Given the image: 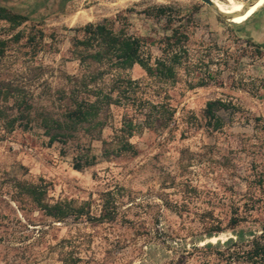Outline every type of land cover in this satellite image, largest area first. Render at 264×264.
<instances>
[{
	"label": "rangeland",
	"instance_id": "rangeland-1",
	"mask_svg": "<svg viewBox=\"0 0 264 264\" xmlns=\"http://www.w3.org/2000/svg\"><path fill=\"white\" fill-rule=\"evenodd\" d=\"M161 6L172 8L169 17L151 15ZM0 8L23 18L0 19V110L16 118L0 137V264H61L59 252L89 264H199L192 245L232 237L231 218H242L235 232L259 230L264 25L248 36L240 27L245 21L230 24L200 0H0ZM250 17L264 22V7ZM104 20L142 38L150 64L171 29L188 37L176 81L152 84L166 94L173 118L165 129L134 133V153L116 152L130 109L104 106L93 123L65 124L71 78L103 70L80 66L72 38L77 28ZM112 74L148 83L138 65ZM109 84L110 75L89 83L90 99ZM212 101L221 105L209 123L204 110ZM54 134L59 138L50 141ZM17 182L41 185L49 203L83 207L88 216L43 217L15 195ZM105 203L115 209L112 221L97 219Z\"/></svg>",
	"mask_w": 264,
	"mask_h": 264
},
{
	"label": "trees",
	"instance_id": "trees-1",
	"mask_svg": "<svg viewBox=\"0 0 264 264\" xmlns=\"http://www.w3.org/2000/svg\"><path fill=\"white\" fill-rule=\"evenodd\" d=\"M0 19L12 23L22 20L17 14L1 9ZM172 12L171 7L161 6L152 10V16L169 17ZM3 14V15H2ZM149 15V14H148ZM119 18V17H118ZM114 23L104 20L101 23H88L75 30L76 35L71 41V53L75 56L80 66L85 64H94L101 66L103 70L90 72L88 75H81L79 78H71L72 84H75L69 96L71 99V108L65 115L66 125L71 124H90L94 122L99 115V111L104 106L116 105L130 109L132 114H124L121 119L117 153H134L129 138L141 128L165 129L173 118V109L167 102L166 94L158 83L175 82L177 74L175 67L181 65L182 58L185 56V44L188 41L187 33L180 28L170 30V36L161 42V56L149 63V58H143L141 48L144 40L140 37L129 34L124 26L115 31L112 27ZM4 43L0 41V46ZM138 65L146 74L148 83L142 87L136 80L114 75L112 73L124 71ZM110 75V84L105 94L102 89L93 91L94 100L90 99L88 90L89 83H95L98 79ZM150 82V83H149ZM203 80L197 82V86L203 85ZM148 87V89L146 88ZM86 93L84 96L80 95ZM221 105L218 101L208 102L204 110V117L207 122L217 119L215 111ZM16 124V118H7L3 109L0 110V137L13 130ZM47 124H44L46 127ZM64 124L57 125L58 129ZM95 125H101L96 122ZM54 128V129H57ZM48 134V128H46ZM62 135V134H60ZM59 138V134L49 137L50 141ZM107 153V152H105ZM79 166L74 165V169ZM15 195L20 199L25 198L33 209L38 211L43 217L49 218L54 222H62L68 217L75 218L87 215L83 207L74 208L69 204L49 203L46 200L45 187L37 184L16 183ZM264 211V205H262ZM115 209L105 203L101 210L99 221H112L115 216ZM242 218L238 216L231 218L230 227L232 237L224 242L216 244H205L201 248L192 245V251L200 253L202 260L199 264H264V219L257 222L259 230L257 232H235L233 229ZM213 232H208V238L212 237ZM217 233V232H216ZM189 254V252H186ZM58 258L61 264H89L82 258L74 256L71 253L59 252ZM171 264H181L176 261Z\"/></svg>",
	"mask_w": 264,
	"mask_h": 264
},
{
	"label": "bare ground",
	"instance_id": "bare-ground-1",
	"mask_svg": "<svg viewBox=\"0 0 264 264\" xmlns=\"http://www.w3.org/2000/svg\"><path fill=\"white\" fill-rule=\"evenodd\" d=\"M211 1L216 10L225 17L226 22L233 24L244 22L249 16L264 7V0H251L248 4H242L236 0H225V3Z\"/></svg>",
	"mask_w": 264,
	"mask_h": 264
},
{
	"label": "crops",
	"instance_id": "crops-1",
	"mask_svg": "<svg viewBox=\"0 0 264 264\" xmlns=\"http://www.w3.org/2000/svg\"><path fill=\"white\" fill-rule=\"evenodd\" d=\"M261 25H264V22H261L259 24L257 23L256 18L248 17L247 20H245L244 24H242V26L240 27L246 35L253 36L256 32L259 31V28H261Z\"/></svg>",
	"mask_w": 264,
	"mask_h": 264
},
{
	"label": "water",
	"instance_id": "water-1",
	"mask_svg": "<svg viewBox=\"0 0 264 264\" xmlns=\"http://www.w3.org/2000/svg\"><path fill=\"white\" fill-rule=\"evenodd\" d=\"M201 2H203L204 4H206L207 6H209L222 20L226 21L225 17L222 16L217 10L216 8L212 5V1L211 0H200ZM251 0H247L245 2V4H248L250 3ZM230 24H233V23H230Z\"/></svg>",
	"mask_w": 264,
	"mask_h": 264
}]
</instances>
